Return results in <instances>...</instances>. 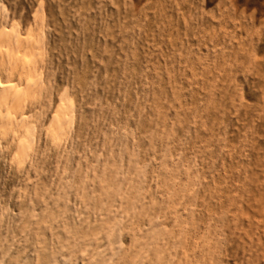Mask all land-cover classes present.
Instances as JSON below:
<instances>
[{"label": "rangeland", "instance_id": "rangeland-1", "mask_svg": "<svg viewBox=\"0 0 264 264\" xmlns=\"http://www.w3.org/2000/svg\"><path fill=\"white\" fill-rule=\"evenodd\" d=\"M0 29L41 47L0 264H264V0H0Z\"/></svg>", "mask_w": 264, "mask_h": 264}, {"label": "bare ground", "instance_id": "bare-ground-1", "mask_svg": "<svg viewBox=\"0 0 264 264\" xmlns=\"http://www.w3.org/2000/svg\"><path fill=\"white\" fill-rule=\"evenodd\" d=\"M38 49H40V53L38 52ZM38 53L41 54L39 42H36L30 34L22 35L15 29H0V133H2V135L13 132L17 133L16 135H13L14 140L16 141L15 156L16 158H20V160L25 158V154L28 153L33 146L31 129L34 128L35 125L30 126V124H33L34 122L31 119V116L34 117V115L31 114L32 112H29L31 115L26 116V114H24L26 112L24 111L23 113L22 111L26 108L24 105L28 103V101L26 102V98L30 94V99L32 97L34 98L38 92L36 95L35 92L33 96L32 92L41 84V79H39L40 74L39 77L37 74V70L39 69L36 68V57L39 55ZM38 61H40V59ZM37 90H40V87ZM32 99L30 100L31 102L33 101ZM38 99L39 101L41 100L40 97ZM24 100L25 103L23 105ZM39 101L37 104H39ZM23 106L25 108H23ZM35 107L36 106L34 105V108ZM69 112L71 113V111H69V106L63 101L59 104L57 113H55L52 118L53 122L51 121L50 126L53 127L51 128L52 136L56 140L62 134L64 135L65 131H68L67 133H69V130H65V127H67L66 125L70 122L68 120L69 117L72 119V116H70L71 114L68 116ZM29 119H31V123H29ZM11 135L9 138H11ZM25 161L27 160H24V164L26 163Z\"/></svg>", "mask_w": 264, "mask_h": 264}]
</instances>
